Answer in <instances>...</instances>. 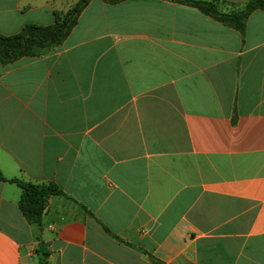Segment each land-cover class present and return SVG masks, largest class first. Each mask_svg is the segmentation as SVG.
Returning <instances> with one entry per match:
<instances>
[{
	"label": "crops",
	"instance_id": "1",
	"mask_svg": "<svg viewBox=\"0 0 264 264\" xmlns=\"http://www.w3.org/2000/svg\"><path fill=\"white\" fill-rule=\"evenodd\" d=\"M80 0H0V35ZM221 13L252 0H214ZM0 264H264V11L244 34L171 0H90L0 62ZM56 185L42 226L9 182Z\"/></svg>",
	"mask_w": 264,
	"mask_h": 264
},
{
	"label": "trees",
	"instance_id": "2",
	"mask_svg": "<svg viewBox=\"0 0 264 264\" xmlns=\"http://www.w3.org/2000/svg\"><path fill=\"white\" fill-rule=\"evenodd\" d=\"M111 4L126 0H104ZM197 8L204 15L212 17L225 26L244 34L250 15L256 10L264 11V0H252L242 10L225 14L218 10L214 0H171ZM90 0H80L66 14L56 13V22L52 25H26L20 33L12 36L0 35V62L14 63L23 57H40L63 44L78 23V18ZM0 181L6 180L0 171ZM17 184L21 191L20 207L27 221L42 226V219L50 197L64 195L54 184L34 185L19 179L9 180ZM39 264H49V253L43 243L38 251Z\"/></svg>",
	"mask_w": 264,
	"mask_h": 264
}]
</instances>
